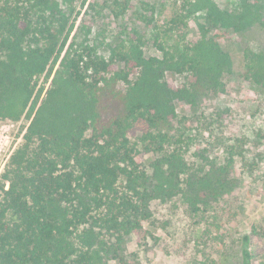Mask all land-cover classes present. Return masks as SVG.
Instances as JSON below:
<instances>
[{
    "label": "trees",
    "instance_id": "trees-1",
    "mask_svg": "<svg viewBox=\"0 0 264 264\" xmlns=\"http://www.w3.org/2000/svg\"><path fill=\"white\" fill-rule=\"evenodd\" d=\"M77 1L86 4L0 0V121L28 120L0 175V264H128L125 238H146L152 201L179 196L195 216L233 190L232 148L222 161L200 154L205 169L196 171L180 149L166 146L175 101L195 106L201 91L224 92L233 62L208 34L241 30L244 12L188 0L153 33L160 56L146 57L136 30L104 54L87 31L81 41L70 38ZM193 12L205 24L200 39L189 41ZM167 73L185 83L171 89ZM241 77L264 88V51H244ZM141 152L156 155L147 169L137 161ZM242 241L250 264L249 236Z\"/></svg>",
    "mask_w": 264,
    "mask_h": 264
},
{
    "label": "rangeland",
    "instance_id": "rangeland-1",
    "mask_svg": "<svg viewBox=\"0 0 264 264\" xmlns=\"http://www.w3.org/2000/svg\"><path fill=\"white\" fill-rule=\"evenodd\" d=\"M86 0L75 3L74 29L70 38L85 39L104 54L105 47L126 32L136 30L143 36L146 57L160 56L153 33L165 28L174 13L183 10L188 0ZM233 14L244 12L241 30H212L213 38L232 59V74L223 78L224 92L201 91L196 105L175 101L169 151L178 148L196 171L205 169L200 154L222 161L232 148L235 156L230 170L233 190L209 209L191 215L179 196L150 203L151 218L144 224L146 238H125L123 258L128 264H243V236H249L250 264H264V88L245 82L241 75L243 53L264 51V0H214ZM125 11L116 13L125 6ZM201 12L188 19L187 38L199 40L203 25ZM171 89L185 80L166 74ZM45 82L38 80V87ZM37 87V88H38ZM28 125L23 117L17 122L0 121V175L11 153L22 143ZM138 130L129 133L137 142ZM156 155L141 152L137 161L145 169ZM208 228L209 233H203Z\"/></svg>",
    "mask_w": 264,
    "mask_h": 264
}]
</instances>
